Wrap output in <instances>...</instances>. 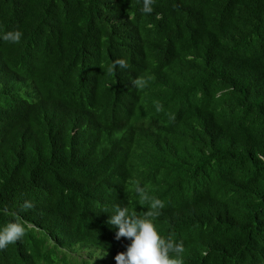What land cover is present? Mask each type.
Instances as JSON below:
<instances>
[{
    "label": "trees",
    "instance_id": "obj_1",
    "mask_svg": "<svg viewBox=\"0 0 264 264\" xmlns=\"http://www.w3.org/2000/svg\"><path fill=\"white\" fill-rule=\"evenodd\" d=\"M144 5L0 0V264H116L152 198L183 264H264V0Z\"/></svg>",
    "mask_w": 264,
    "mask_h": 264
},
{
    "label": "clouds",
    "instance_id": "obj_2",
    "mask_svg": "<svg viewBox=\"0 0 264 264\" xmlns=\"http://www.w3.org/2000/svg\"><path fill=\"white\" fill-rule=\"evenodd\" d=\"M152 2L153 0H145L143 9L145 12L153 10ZM21 37L22 32L20 30L0 35V39L12 43H18ZM119 63L121 66L124 65L123 61ZM133 83L138 87H143L145 81L138 78ZM159 108L160 106L157 105L158 110ZM136 192L141 198L148 199L143 187L138 185ZM22 207L28 209L33 205L30 201H24ZM163 207V201L159 198H152L144 215L138 216L130 213L127 207L115 206V210L109 215L108 223L116 227L115 239L119 240L123 237L129 241L125 251L115 255L116 264H183L182 254L185 251L183 242L174 241L171 236L165 238L153 222L152 218L159 216V210ZM25 232V226L16 220L0 227V249L20 240Z\"/></svg>",
    "mask_w": 264,
    "mask_h": 264
},
{
    "label": "rangeland",
    "instance_id": "obj_3",
    "mask_svg": "<svg viewBox=\"0 0 264 264\" xmlns=\"http://www.w3.org/2000/svg\"><path fill=\"white\" fill-rule=\"evenodd\" d=\"M77 256L81 259H87L89 258L88 257V251L85 252L84 250H82L81 252H78L77 253ZM97 257V256H95ZM107 258V259H106ZM90 261L93 263V264H113L112 261L108 258V257H97V258H94V257H91L89 258Z\"/></svg>",
    "mask_w": 264,
    "mask_h": 264
}]
</instances>
